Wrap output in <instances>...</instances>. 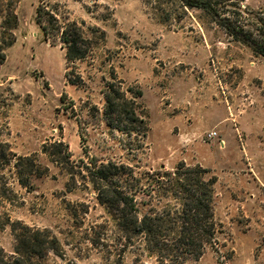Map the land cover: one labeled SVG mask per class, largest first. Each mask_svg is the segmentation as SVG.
I'll return each mask as SVG.
<instances>
[{
  "label": "rangeland",
  "instance_id": "1",
  "mask_svg": "<svg viewBox=\"0 0 264 264\" xmlns=\"http://www.w3.org/2000/svg\"><path fill=\"white\" fill-rule=\"evenodd\" d=\"M242 4L264 11V0ZM73 22L87 54L69 64L62 30ZM0 45V139L47 169L32 189L19 183L16 158L0 171L13 191L0 196V251L14 254L11 223L20 221L58 239L45 264H159L139 239L123 237L93 172L125 165L147 185L145 174L185 165L217 178L218 230L215 246L185 264H264L263 56L177 0H0ZM109 84L143 92L146 137L125 117L115 126L132 135L107 125ZM60 141L73 155L68 166L43 152ZM137 200L141 214L157 206L144 192Z\"/></svg>",
  "mask_w": 264,
  "mask_h": 264
},
{
  "label": "trees",
  "instance_id": "2",
  "mask_svg": "<svg viewBox=\"0 0 264 264\" xmlns=\"http://www.w3.org/2000/svg\"><path fill=\"white\" fill-rule=\"evenodd\" d=\"M183 6L205 11L234 40L250 47L255 53L264 57V11L251 8L243 9V0H177ZM43 8L37 11L41 18ZM47 11V10H45ZM55 22L58 18L51 12H45ZM13 24L9 28L12 40L13 29L18 25L15 12H9ZM39 23L41 22L38 19ZM78 24L73 22L62 30V41L68 44L67 59L69 64L85 58L84 48L87 40L76 30ZM6 44V43H5ZM6 54L0 45V67L6 61ZM71 84H76L69 78ZM131 95V97L128 96ZM65 96V95H64ZM63 96V98H64ZM104 116L107 125L132 135L133 129L115 126V117H125L131 125L141 124L143 136L149 130L148 123L141 112L138 99L143 96L141 90L133 88L116 89L109 84L105 92ZM1 137V134H0ZM53 150L45 145L43 152L53 162L69 165L72 153L64 142H55ZM51 146V147H52ZM14 164L19 183L29 189L34 187V179L42 178L47 169L37 156H17L11 145L0 139V171ZM97 165V162H94ZM88 167V166H87ZM116 174L111 171L113 164H101L94 171L93 182L97 186L100 202L107 208L116 221L123 237L129 241L137 238L144 244L146 252L155 256L159 264H185L190 259L199 260L209 248L216 243L217 222L215 219V176L208 178L210 171L202 167L196 170L181 165L173 173L159 171L158 174H145L148 184L143 183V175L125 165L115 166ZM92 174V170H90ZM195 173V174H194ZM4 174L0 173V196L9 199L12 189ZM144 192L157 202L149 211L141 214L137 195ZM162 205L160 208L158 206ZM12 231L16 246L14 254L0 251V264H45L44 260L52 251H60V243L49 231L30 227L20 221L12 222Z\"/></svg>",
  "mask_w": 264,
  "mask_h": 264
},
{
  "label": "built area",
  "instance_id": "3",
  "mask_svg": "<svg viewBox=\"0 0 264 264\" xmlns=\"http://www.w3.org/2000/svg\"><path fill=\"white\" fill-rule=\"evenodd\" d=\"M213 135H215V134L213 133Z\"/></svg>",
  "mask_w": 264,
  "mask_h": 264
}]
</instances>
